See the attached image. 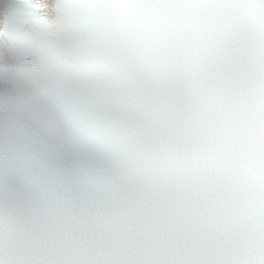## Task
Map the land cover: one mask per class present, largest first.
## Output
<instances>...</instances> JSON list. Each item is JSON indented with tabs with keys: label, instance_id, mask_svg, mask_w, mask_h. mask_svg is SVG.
<instances>
[{
	"label": "snow or ice",
	"instance_id": "obj_1",
	"mask_svg": "<svg viewBox=\"0 0 264 264\" xmlns=\"http://www.w3.org/2000/svg\"><path fill=\"white\" fill-rule=\"evenodd\" d=\"M0 264H264V0H16Z\"/></svg>",
	"mask_w": 264,
	"mask_h": 264
}]
</instances>
